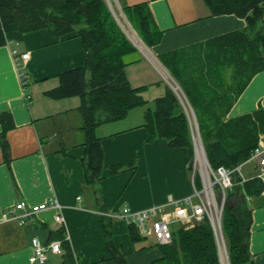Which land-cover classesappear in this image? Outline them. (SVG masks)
Returning <instances> with one entry per match:
<instances>
[{
    "label": "crops",
    "instance_id": "crops-1",
    "mask_svg": "<svg viewBox=\"0 0 264 264\" xmlns=\"http://www.w3.org/2000/svg\"><path fill=\"white\" fill-rule=\"evenodd\" d=\"M122 3L147 4L162 33L160 42L150 49L156 61L142 54L138 62L125 70L133 88L145 87L141 96L147 103L163 96L167 88L171 89L170 84H177L159 57L246 28L245 20L234 15L211 16L202 0H122ZM262 20L264 28V7ZM12 49L29 54L19 68L12 60ZM84 63V47L75 33L53 37L47 29L28 34L10 32L6 34V44L0 47V115L10 117L4 134L9 164L4 161L0 146V211H7L18 202L32 206L56 200L63 218L62 222H56L57 210L49 208L23 225L13 220L0 222V264H30L31 240L37 238L44 244L61 241L56 238L60 231L71 248L75 264H116L106 250L100 212L141 210L192 194L188 150L168 148L164 140L144 143L145 132L141 127L144 113L135 124L112 126L126 123L128 114L95 130L105 166L134 164L135 168L116 175L104 169L98 196L92 187L84 185L85 149L78 111L81 100L78 97L52 100L44 95L57 87L58 74ZM159 67L165 70L169 81ZM20 72L27 76L23 87ZM257 110L264 113V71L250 79L226 117ZM247 205L251 209L252 264H264V198H250ZM111 229L112 242L126 254L128 264H151L160 257L151 238L140 237L133 242L122 220H112ZM61 263V255L47 254V264Z\"/></svg>",
    "mask_w": 264,
    "mask_h": 264
},
{
    "label": "trees",
    "instance_id": "trees-1",
    "mask_svg": "<svg viewBox=\"0 0 264 264\" xmlns=\"http://www.w3.org/2000/svg\"><path fill=\"white\" fill-rule=\"evenodd\" d=\"M122 13L142 43L151 49L161 40L147 4L127 6L117 0ZM211 16L234 15L246 22L243 31L231 32L205 44L189 46L159 57V61L179 86L182 101L169 88L152 101L143 114L144 143L164 140L171 149H187L193 157L191 122L183 104L190 106L209 166L231 170L244 162L264 138V113L257 110L227 118L232 103L250 79L264 71V0H202ZM47 29L53 37L75 33L84 51L83 66L58 74V85L44 95L52 100L78 97L81 132L84 137V185L99 195L102 171L116 175L134 164L105 166L97 127L124 119L133 109L148 103L133 88L126 67L139 61L137 50L128 41L105 0H0V47L6 34H28ZM9 115H0V146L6 164L9 147L4 138ZM262 191L259 179L249 178L242 186L226 192L222 212V232L229 264H252L249 252L251 209L247 198ZM106 250L116 264H128L126 254L112 242V219L101 215ZM133 242L140 239L134 226L128 227ZM55 238L56 236H52ZM62 263L75 264L71 248L63 240ZM160 257L151 264H220L218 248L209 222L204 218L190 229L173 233L169 244L158 246Z\"/></svg>",
    "mask_w": 264,
    "mask_h": 264
},
{
    "label": "built area",
    "instance_id": "built-area-1",
    "mask_svg": "<svg viewBox=\"0 0 264 264\" xmlns=\"http://www.w3.org/2000/svg\"><path fill=\"white\" fill-rule=\"evenodd\" d=\"M12 60L17 68L21 61L29 58L27 53H18L17 50L11 51ZM26 75L19 73L20 84H25ZM249 168L262 184L261 196L264 198V141L262 137L257 147L250 153L249 157L231 170L222 167L213 170L204 160V165L196 160L193 166V177L197 172L201 188L198 190L194 185L192 194L179 200L169 199L167 204L152 206L141 210H131L122 208L111 214L101 212L100 215L111 219L122 220L126 226H134L137 233L143 238H152L157 245L169 244L172 240L173 224L180 227L190 228L195 223L207 218L219 249L225 251V245L221 230L222 212L225 204V192L233 186L242 185L248 178L243 169ZM193 181V178H192ZM79 199V198H78ZM168 207V208H167ZM53 208L57 210L54 216L56 222H62L63 218L59 212V205L56 200L44 202L38 205H28L25 202L16 203L7 211H0V222L9 220L17 221L20 225L32 221L34 216L41 211ZM31 254L30 264H45L47 254H62L61 242L50 241L46 244L39 239L33 238L30 242Z\"/></svg>",
    "mask_w": 264,
    "mask_h": 264
},
{
    "label": "rangeland",
    "instance_id": "rangeland-1",
    "mask_svg": "<svg viewBox=\"0 0 264 264\" xmlns=\"http://www.w3.org/2000/svg\"><path fill=\"white\" fill-rule=\"evenodd\" d=\"M106 1V3H107V5L109 6V9L110 10H112L113 11V13L116 15V17H117V19H118V21H119V24L121 25V27H122V29L125 31H123L122 29V31H123V33H124V35L127 37V39H128V41L132 44V46L137 50V55H134V57L133 58H137V57H139V56H142V54L144 55V56H146L148 59H150V60H152V61H156L154 58H153V55H152V53H151V51H150V49H148L145 45V47L148 49H145V47L141 44V39L138 37V35L136 34V32L134 31V29L131 27V25L129 24V22L127 21V19L125 18V16H124V14L122 13V11H121V8H120V6H119V4H118V2H117V0H105ZM124 16V17H123ZM126 19V20H125ZM22 47H19L18 49H21ZM160 68V67H159ZM160 70L162 71V73H163V77L167 80V81H169V77H168V75H167V73L165 72V70L163 71V69H161L160 68ZM158 76V79H160V80H162V82H163V79L161 78V76L160 75H157ZM172 86H174V84H171ZM178 92V94H179V99L182 101V99H184V97H183V95H182V92H181V90L179 91H177ZM182 103H183V101H182ZM183 106H184V108H186L187 109V115L188 114H190V106H188V104L186 103V105L185 104H183ZM147 108H152V102H149L146 106H144V107H139V108H136V109H133L132 111H130L128 114H129V118L127 119V121H126V123H121V125H112V126H117L116 128H119V127H121V128H123L124 126H128V125H131V124H135L136 123V120L138 119V117L140 116V114L142 113H144L145 112V110L147 109ZM141 114V115H142ZM143 121V120H142ZM123 124H125V125H123ZM193 131H194V135L195 136H193V137H197V135H196V131H195V126H193ZM191 134L193 135V132H192V130H191ZM198 134H199V131H198ZM200 136V135H199ZM192 136H191V138H193ZM200 138V137H199ZM195 139L196 138H194L193 140L195 141ZM193 140H192V143H193ZM197 140L198 139H196V142H197ZM200 140H201V138H200ZM202 143V142H201ZM203 146V145H202ZM204 149V148H203ZM196 150H197V147H196ZM194 156H195V152H194V150H193V158H194ZM196 156H197V153H196ZM195 156V157H196ZM195 160H197V159H195ZM198 161V160H197ZM199 162V161H198ZM192 163H193V161H192ZM247 170L248 169H244V173L245 174H247L246 172H247ZM249 172H251V171H249ZM190 174H191V170H190ZM196 187H197V189H200L201 188V186H200V184L198 183V182H196ZM227 192V191H226ZM186 227H189V226H186ZM186 227H184V228H186ZM171 229L173 230V231H177V230H179L180 229V225L179 224H173L172 226H171ZM221 229H222V225H221ZM223 233V232H222ZM226 247V246H225ZM225 251H226V249H225ZM225 251H224V249H222V258H220V264H228V261H227V258H226V254H225Z\"/></svg>",
    "mask_w": 264,
    "mask_h": 264
},
{
    "label": "water",
    "instance_id": "water-1",
    "mask_svg": "<svg viewBox=\"0 0 264 264\" xmlns=\"http://www.w3.org/2000/svg\"><path fill=\"white\" fill-rule=\"evenodd\" d=\"M118 2V1H117ZM111 13H112V15H113V17H114V19L116 20V22H117V24L119 25V21H118V19H117V17H116V15L113 13V11L111 10ZM124 17V16H123ZM126 20V19H125ZM119 27H120V25H119ZM121 28V27H120ZM142 43V42H141ZM144 45V44H143ZM145 47V46H144ZM145 49H147L146 47H145ZM148 50V49H147ZM171 89H172V91L178 96V98H180L179 97V94H178V90L180 91V88L178 87V85H176V84H174V86H172L171 85ZM185 109V111L187 112V109L186 108H184ZM191 110V109H190ZM190 119V118H189ZM191 120V119H190ZM193 122H194V125H195V128H196V130L198 129L197 128V123H196V120H195V117L193 116ZM200 136H199V134L197 133V139H198V142H199V146L201 147V150H202V152H203V156H204V159H205V161L207 162V159H206V155H205V152H204V149H203V147H202V144H201V140H200V138H199ZM194 144V146H195V143H193ZM208 163V162H207ZM220 258V257H219ZM47 264V263H46Z\"/></svg>",
    "mask_w": 264,
    "mask_h": 264
},
{
    "label": "bare ground",
    "instance_id": "bare-ground-1",
    "mask_svg": "<svg viewBox=\"0 0 264 264\" xmlns=\"http://www.w3.org/2000/svg\"><path fill=\"white\" fill-rule=\"evenodd\" d=\"M142 44V43H141ZM143 45V44H142ZM144 46V45H143ZM195 147H197V150H196V153H197V157H196V159L201 163V164H203L204 165V158H203V156H202V154H201V151H200V148H199V142H198V140H197V142H196V139H195ZM196 153H195V156H196Z\"/></svg>",
    "mask_w": 264,
    "mask_h": 264
}]
</instances>
